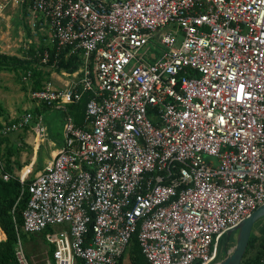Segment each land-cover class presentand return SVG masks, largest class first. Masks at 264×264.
Returning <instances> with one entry per match:
<instances>
[{"label": "built area", "instance_id": "built-area-1", "mask_svg": "<svg viewBox=\"0 0 264 264\" xmlns=\"http://www.w3.org/2000/svg\"><path fill=\"white\" fill-rule=\"evenodd\" d=\"M14 2L42 19L43 65L78 61L29 92L65 123L50 162L16 178L23 233L62 227L46 235L53 264H116L134 235L148 264H218L220 239L264 204V0ZM0 178H15L1 158ZM15 257L29 264L19 237Z\"/></svg>", "mask_w": 264, "mask_h": 264}, {"label": "rangeland", "instance_id": "rangeland-1", "mask_svg": "<svg viewBox=\"0 0 264 264\" xmlns=\"http://www.w3.org/2000/svg\"><path fill=\"white\" fill-rule=\"evenodd\" d=\"M103 1L111 2L113 0ZM41 23L42 19L39 14L35 13L27 4H15L14 0H8L7 8L0 17V53L9 57H16L22 61H29L28 66L34 72L41 73L40 76H32L31 74L30 79L27 82H23L21 80L23 68L19 64L11 63V70L0 71V92L4 94V99L11 103V108L6 112L3 123L11 125L21 121L26 114L32 115L29 125L13 131L7 136L0 134V145L5 140H8V143L6 141V145L2 146L5 151L0 158L4 169L8 171L13 169L12 175L14 177L22 175L33 158L34 145L27 143L33 136L32 139H34L35 144L36 132L34 128L39 118L42 117L40 124L47 131V136H45L47 142L43 141L38 144V161L36 165H32L30 168L29 177L32 178L34 173L39 168H42L45 159H47V163L50 162L56 152L55 150L60 148L63 141L64 113L42 105H40L41 112L35 110L39 107L29 96L30 90L35 88L36 81H39L40 84L42 82H53L55 85H60L58 76L62 77L57 68L41 63L39 51L41 48L47 47L46 35L44 30L41 29ZM144 48L153 58L157 57L158 52H160L158 46L154 44H148ZM30 50L33 51L32 55L29 54ZM62 78L65 79V77ZM42 112L46 113L45 116L44 114L42 115ZM1 127L2 124L0 123V129ZM50 140L55 142V144L51 143ZM260 220L255 223L251 232V237L255 241L253 244L254 248L247 252V260L255 257L259 249L258 245L264 237L262 234L264 231V220ZM61 228L56 226L54 229H47L44 234H25L20 228L17 238L19 237L29 264L52 263L53 250L46 235L53 231H59ZM1 234L2 238L0 235V241L5 239L2 232ZM236 237V232L232 236H225L228 242L218 262L232 252L235 247ZM126 254L124 256V264H136L134 258L128 257V254L127 256ZM240 264H245L244 260Z\"/></svg>", "mask_w": 264, "mask_h": 264}, {"label": "trees", "instance_id": "trees-1", "mask_svg": "<svg viewBox=\"0 0 264 264\" xmlns=\"http://www.w3.org/2000/svg\"><path fill=\"white\" fill-rule=\"evenodd\" d=\"M46 48L40 49V57L43 55ZM29 54H33V51L30 50ZM30 56V55H29ZM55 59V53L51 52L50 54V64H53ZM19 64L21 68H23V73L26 71H31L32 76H40L41 73L34 72L28 66L29 61H22L16 57H9L0 53V71L3 70H11L10 64ZM78 61L76 57H72L67 61L64 60L63 55L59 56V61L55 65L57 71L66 70L68 72L74 71L78 68ZM16 68V67H15ZM25 68V69H24ZM43 83V82H42ZM42 86L39 81H36L35 88L39 89ZM90 98L89 93H84L80 102L74 105H69L68 113L74 118L76 125L81 126L83 124L84 119V109L87 101ZM0 115H1V108H0ZM21 184L16 178H12L8 181H4L0 178V230L4 235V240L0 241V264H14L16 263L15 257V247L18 242L17 233L20 228H22V214L26 207L28 196L23 193L21 194ZM264 220V218L262 219ZM260 220V221H262ZM18 227V228H17ZM0 232L1 238L2 234ZM264 236V231H263ZM224 235L219 241V258L222 252L225 250L227 245V240L225 239ZM0 238V239H1ZM254 239H252L250 235V239L248 242V246L242 261L244 260L245 264H254L259 257L264 254V237L261 239L258 245V251L254 258H250L247 260V252L254 248ZM130 249L118 259L116 264H124V256L127 252H129V257L134 258L136 264H147L146 259L144 258L143 254L141 253V249L139 247L136 235H134L131 239ZM128 247V248H129ZM129 250V251H128ZM79 264H82L79 262Z\"/></svg>", "mask_w": 264, "mask_h": 264}, {"label": "water", "instance_id": "water-1", "mask_svg": "<svg viewBox=\"0 0 264 264\" xmlns=\"http://www.w3.org/2000/svg\"><path fill=\"white\" fill-rule=\"evenodd\" d=\"M264 218V204L256 208L236 229L227 232V236L237 233L235 247L218 264H240L246 252L253 226Z\"/></svg>", "mask_w": 264, "mask_h": 264}, {"label": "crops", "instance_id": "crops-1", "mask_svg": "<svg viewBox=\"0 0 264 264\" xmlns=\"http://www.w3.org/2000/svg\"><path fill=\"white\" fill-rule=\"evenodd\" d=\"M58 78H59V80H61V81H64L65 79H63L62 77H59L58 76ZM60 84V83H59ZM5 97H4V94H2L1 92H0V108H1V115H0V123L2 124L3 123V121H4V118H5V115H6V112L11 108L10 106H11V103H8V101H7V99H4ZM43 106V105H42ZM35 107V106H34ZM39 108H40V106H38ZM35 109V110H38V111H42L41 110V108L40 109ZM47 110V109H46ZM44 114V116H45V114L46 113H43L42 112V115ZM33 137V136H32ZM32 137H31V139H29L28 140V143L27 144H29V143H31L32 144V146L34 145V147H33V153H34V155H33V158H32V160L30 161V164H29V166H27L26 167V169H25V171L26 170H29V167H32V165H36L37 164V161H38V144L40 143V142H43V141H45V142H47V140L46 139H40V138H37V135H36V137H35V144H34V139H32ZM6 141H7V143H8V140H5V142H3L1 145H0V157H1V155L2 154H4V151L5 150H3V148H2V146H4V145H6ZM51 141V140H50ZM1 142V141H0ZM27 142V141H26ZM51 143H54L55 144V142H52L51 141ZM61 143V142H60ZM60 143H58V144H60ZM10 145V144H9ZM58 149V148H57ZM56 149V150H57ZM55 150V151H56ZM46 160L47 159H45L44 160V163L42 164L43 166H42V168L47 164V162H46ZM42 168H39L38 169V171L39 170H41ZM5 171L6 172H8V173H10L11 175H12V173L14 172L13 171V169H11L10 171H8L7 169H5ZM37 172V171H36ZM26 173V172H25ZM13 176V175H12ZM20 176V175H19ZM19 176H17V177H15V178H18ZM128 249H130V247L128 248ZM129 251V250H128ZM128 254V257L130 256L129 255V252L127 253ZM127 254H126V256H127ZM51 264H53V261H52V263Z\"/></svg>", "mask_w": 264, "mask_h": 264}, {"label": "bare ground", "instance_id": "bare-ground-1", "mask_svg": "<svg viewBox=\"0 0 264 264\" xmlns=\"http://www.w3.org/2000/svg\"><path fill=\"white\" fill-rule=\"evenodd\" d=\"M48 68V67H47ZM25 69V68H24ZM45 71V70H44ZM21 189V188H20ZM18 228V227H17ZM19 231V230H18ZM148 264V263H147Z\"/></svg>", "mask_w": 264, "mask_h": 264}, {"label": "flooded vegetation", "instance_id": "flooded-vegetation-1", "mask_svg": "<svg viewBox=\"0 0 264 264\" xmlns=\"http://www.w3.org/2000/svg\"><path fill=\"white\" fill-rule=\"evenodd\" d=\"M233 234H234V233H233ZM233 234H232V235H233ZM232 235H231V236H232Z\"/></svg>", "mask_w": 264, "mask_h": 264}]
</instances>
